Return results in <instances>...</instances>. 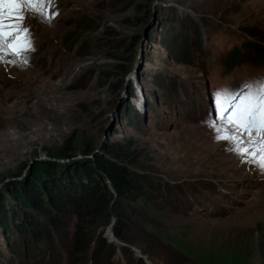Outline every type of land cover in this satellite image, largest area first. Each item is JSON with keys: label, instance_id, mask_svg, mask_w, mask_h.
I'll return each mask as SVG.
<instances>
[{"label": "rangeland", "instance_id": "obj_1", "mask_svg": "<svg viewBox=\"0 0 264 264\" xmlns=\"http://www.w3.org/2000/svg\"><path fill=\"white\" fill-rule=\"evenodd\" d=\"M51 11L26 14V64L0 61V264H264V172L209 127L217 92L264 79L253 48L264 52V0H54ZM128 142L136 163L124 167L145 194L109 187L95 225L53 226L12 196L33 173L66 187L103 146ZM10 215L33 217L40 238Z\"/></svg>", "mask_w": 264, "mask_h": 264}, {"label": "trees", "instance_id": "obj_2", "mask_svg": "<svg viewBox=\"0 0 264 264\" xmlns=\"http://www.w3.org/2000/svg\"><path fill=\"white\" fill-rule=\"evenodd\" d=\"M168 44L170 50L174 51L175 44L170 41H168ZM251 46L245 44L242 47L247 50ZM253 48L255 49V55L261 57L260 60L264 62V52L256 45H253ZM239 58L240 54L235 50L229 61L230 66L236 65ZM128 116L129 119L132 116L134 120L137 117L131 107H128ZM131 148L129 142L125 145L110 144L103 146L102 154L96 155L90 164L77 165L73 169L66 187H61L57 182L48 183L43 181L40 175L33 173L28 185L21 194L19 195L13 191L12 196H19L23 206L45 216L53 226H58L60 219L65 217L76 218L79 226L82 224L95 225L108 217L109 187L115 197L120 200L136 201L145 194L124 167V165H134L136 163L135 152ZM64 150L68 151L67 148ZM88 152L90 153L91 150L87 147L85 153ZM5 215L7 216V214ZM11 217L12 215H10L9 222L13 221V225L15 223L22 225L25 220L28 229L34 230L31 233L33 239L37 241L40 238L39 224L33 222V217L26 216L24 220H21L23 215H20L19 219V215L15 219ZM121 217L123 218L118 219V226L125 228L123 224H127L129 220L125 212H122ZM1 220L2 226L5 229L9 228L6 217L3 216ZM16 228L21 234L30 235V232L24 226ZM76 239L74 253L76 255L85 254L88 243L83 233H78Z\"/></svg>", "mask_w": 264, "mask_h": 264}, {"label": "snow or ice", "instance_id": "obj_3", "mask_svg": "<svg viewBox=\"0 0 264 264\" xmlns=\"http://www.w3.org/2000/svg\"><path fill=\"white\" fill-rule=\"evenodd\" d=\"M53 6L54 0H0V61L12 56L28 62L26 53L34 48L24 24L26 14L50 21L58 15L51 11ZM214 104L215 120L209 127L218 142L229 143L243 162L264 172V79L246 82L239 90L223 89Z\"/></svg>", "mask_w": 264, "mask_h": 264}]
</instances>
